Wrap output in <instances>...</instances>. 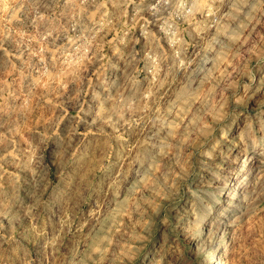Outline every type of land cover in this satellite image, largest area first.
Masks as SVG:
<instances>
[{"label":"clouds","instance_id":"obj_1","mask_svg":"<svg viewBox=\"0 0 264 264\" xmlns=\"http://www.w3.org/2000/svg\"><path fill=\"white\" fill-rule=\"evenodd\" d=\"M0 264H264V0H0Z\"/></svg>","mask_w":264,"mask_h":264}]
</instances>
